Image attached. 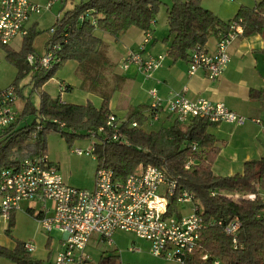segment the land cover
I'll list each match as a JSON object with an SVG mask.
<instances>
[{
	"label": "trees",
	"instance_id": "16d2710c",
	"mask_svg": "<svg viewBox=\"0 0 264 264\" xmlns=\"http://www.w3.org/2000/svg\"><path fill=\"white\" fill-rule=\"evenodd\" d=\"M201 1L173 0L168 9V36L164 43L170 45L168 55L174 62L189 61L194 50L206 49L213 31L218 28L227 31L229 28V23L205 9ZM160 5L159 0H82L56 19L57 32L49 41L63 43V40H68L61 52L62 64L49 73H34L36 86H44L67 62L75 61L83 67L95 54H99L100 39L95 36L96 30L114 37L133 27L149 30L151 22H156ZM87 11L97 19V26H93L89 18L80 22V17ZM240 19L244 35H264V0L254 8L241 6L233 21ZM33 33L34 28L20 51L7 49V59L18 68V79L30 70L27 57L34 53ZM109 107V98H105L98 109L92 103L62 104L60 99L53 100L43 93L39 107L31 112L38 116L32 125L17 128L15 124L0 134V170L16 166L25 158L46 153L48 133L59 134L70 144L77 138H89V131L106 126L111 114ZM147 111L150 112V108L141 106L130 113L121 127L126 143L101 141L96 145L97 169H110L117 179L123 180L142 166L154 165L170 177L177 178L180 187L195 193L207 223L218 220L226 226L234 221L240 222L236 245L233 238L224 232V227L211 225L205 229L198 250L188 264H215L217 261L220 264H264V200L234 202L222 195H211L214 191L257 193V184L264 189V160L247 162L242 174L218 176L212 166L219 156V149L215 137L208 133L210 122L195 118L182 125L174 121L168 128L148 132L143 128L149 119L145 115ZM132 122H136L138 127H131ZM39 126L41 131L38 132ZM35 132L37 139L31 144L29 142ZM108 135H111L110 131ZM194 143L198 144L199 152L194 151ZM16 153L25 157L16 159ZM191 159L198 163L187 171L185 166ZM175 206L173 202L172 211ZM13 226L10 223L8 235H11ZM203 256L208 259L203 261ZM0 257L15 264H44L34 260L22 242H18L13 250L0 247ZM98 264H122V261L117 253L104 252Z\"/></svg>",
	"mask_w": 264,
	"mask_h": 264
},
{
	"label": "built area",
	"instance_id": "2783aa9c",
	"mask_svg": "<svg viewBox=\"0 0 264 264\" xmlns=\"http://www.w3.org/2000/svg\"><path fill=\"white\" fill-rule=\"evenodd\" d=\"M56 1H49L46 6H42L31 0H0V43L9 46L17 38H28L32 31V19L52 9ZM88 18L93 26H97V19L91 16V11L82 15L80 22ZM155 26L156 22L152 21L151 28L145 31L144 43L138 50L129 53L121 66L123 70L135 66L141 73L150 76L163 66L165 54L144 57ZM50 32L52 38L57 26L54 25ZM243 34V21L235 20L229 23L228 30L222 34L214 52L204 48L194 50L188 61L189 76L204 70L210 80L220 78L232 61L230 47ZM67 42V39L63 43L49 41L44 55L29 54L27 64L30 70L44 74L57 68L62 64L61 52ZM15 93L14 87L0 90V134L18 121L19 115L14 108ZM149 94L153 102L148 120L152 123L160 121L164 114L175 118L182 125L189 124L195 118L205 119L212 124L239 126L248 121L225 104L206 98L191 100L184 92H173L164 101L158 97L156 89L150 90ZM124 123L110 114L106 126L89 131L91 147L86 151L76 149L74 153L95 157V147L101 141L126 143L121 133ZM60 126L64 127L63 124ZM131 127H138V124L132 122ZM37 131H41V126ZM109 131L111 135H108ZM36 139L37 132L32 134L29 143L34 144ZM193 149L200 151L197 143L193 144ZM197 163L191 159L185 169L191 171ZM256 186L257 193L214 191L211 195H222L234 202L256 201L258 198L264 200V189L258 184ZM33 201L41 202L44 206V215L38 218L40 228L48 234L57 231L64 236L55 264H88L92 258L87 249L93 238H97L96 247L104 245L114 249V236L118 232L133 234L147 242L150 253L156 258L188 264L198 250L202 232L209 226L224 227V232L233 238L235 245L241 228L238 221L226 226L218 220L207 223L195 193L180 187L177 178L170 177L154 165L142 166L123 180L117 179L112 170L99 168L92 190H80L67 185L59 166L46 153L25 158L16 166L0 170V221L9 222L12 213L22 209L23 202ZM47 202H51V207L46 206ZM173 202L176 206L172 211ZM184 205H191L190 214L185 215L179 210ZM24 247L30 254L36 251L32 242L24 243ZM130 251L138 250L131 248ZM207 259V256L202 258L203 261Z\"/></svg>",
	"mask_w": 264,
	"mask_h": 264
},
{
	"label": "crops",
	"instance_id": "0c3cea01",
	"mask_svg": "<svg viewBox=\"0 0 264 264\" xmlns=\"http://www.w3.org/2000/svg\"><path fill=\"white\" fill-rule=\"evenodd\" d=\"M61 2L66 3L63 0ZM257 3L259 2H256L250 8H254ZM170 7L167 8V30L158 35L156 31L158 19L156 16L153 38L147 44L146 51L144 52V57L146 58L160 54L166 55L164 64L160 69L156 70L150 76H146L135 66L130 67L128 70L121 68L129 53L138 50L144 43V30L133 27L127 32L122 33L119 37H114L108 33L96 30L95 36L100 39V45L98 47L99 54L104 53L103 56L106 59V64L108 61L110 66L117 64L116 69L114 71L109 69L110 74L107 75L110 78L112 91L108 97L98 95L99 98L97 100L99 103H95L90 99L91 93L88 91H85V96L89 97L87 101L84 99L82 102L80 97H76L73 94L74 96L70 95V102L62 100L60 95V102L62 104L74 105L92 103L99 109L104 99L109 98L111 114H114L122 122H126L130 113L138 107L145 106L150 108L153 99L149 91L152 89H156L158 97L164 101L173 92H184L185 96L191 100L206 98L213 102L223 103L230 110L246 117L248 121L242 126L227 123H211L208 128V133L215 137L217 141L216 147L219 149V156L214 162L212 169L216 175L223 177L242 174L247 162H260L264 160V35L252 34L247 36L243 34L240 36L230 47L232 57L230 65L217 80H210L207 72L204 70L198 71L194 76H189V62L185 60L174 62L168 55L170 45L164 43V39L168 36V9ZM207 9L213 12L210 8ZM238 11L235 13V16ZM218 14L221 20L226 18L225 10L221 9ZM235 16L228 21H222L228 24L233 21ZM37 24L38 21H34L31 28L35 30ZM224 32L226 30L219 28L213 31L206 44V50L214 52ZM47 47L48 45L46 46V51ZM67 63H70L71 75L70 85L66 86L67 88L65 90L70 91L72 94V86H79L81 84L75 78L76 74H79L81 66L75 61H69ZM117 83L119 85L116 86ZM119 87L120 89H118ZM145 115L148 117L149 111L145 112ZM252 120H260L261 122L258 124ZM174 121H176L175 118L164 114L160 121L157 122L161 124L159 129L151 131L157 132L162 127L168 128L172 126ZM70 186L72 187L71 178ZM94 187L95 183L93 184ZM51 205V202L46 203L47 207H51ZM43 208L44 206L41 202H23L22 209L13 212L9 222L0 221V247L10 250L15 249L17 244L8 235L10 223L14 225L11 234L14 227L16 229L17 225L24 223L30 226L31 234H33L31 238L34 241L37 240L40 234H46V248L44 250L46 254H49V250L52 251L53 248H57V252H59L64 236L57 231L48 234L40 228L38 218L44 215ZM55 233L57 235H54ZM123 234L124 232H118L115 236H123ZM115 236L114 249H117L119 242L116 241ZM92 241L95 243L97 238H93ZM31 256L34 260L41 261L44 264H53L42 258H34L33 253ZM0 264L15 263L7 258L0 257Z\"/></svg>",
	"mask_w": 264,
	"mask_h": 264
},
{
	"label": "rangeland",
	"instance_id": "374dc122",
	"mask_svg": "<svg viewBox=\"0 0 264 264\" xmlns=\"http://www.w3.org/2000/svg\"><path fill=\"white\" fill-rule=\"evenodd\" d=\"M32 1H36L42 6H46L49 1L54 0ZM65 1L66 3L61 2V0L56 1L52 9L48 11L46 10L41 16L32 19V22L38 21V24L35 26V33L32 35L35 54L44 55L46 53V46L48 45V41L51 39L50 29L55 25L56 19L64 15L70 9L74 8L75 5L81 3L82 0ZM159 1L161 5L156 15L158 19V25L156 28L158 35L167 30V8L173 4V0ZM260 1L261 0H202L201 4L206 9L210 8L220 20L221 18L218 16V12L221 9L225 10L226 18L222 20L228 21L235 16V13L241 6L250 8L254 6L256 2ZM23 42V39L17 38L7 47L0 43V90L14 87L16 91L17 88V92L15 93L16 104L14 107L15 111L19 115L16 123L17 128L32 125L34 121L38 119V116L32 114L31 112L35 108L39 107L41 95L43 93H47L53 100L59 99L61 95V99L67 102H70V95L74 94L76 97H80L83 102L84 99L87 101L89 98L85 96V91H88L91 93L90 99L95 103H99L97 99L100 95L108 97L109 93H111L110 78H108L107 75L110 74L109 69L111 71L116 69L117 64H112L110 66L108 61V67L106 59L103 56V52L95 54L88 64L81 67L79 74H76L75 76L81 84L79 86H72V94L70 91H64V88H67L66 86L70 85V63H66L62 67L58 68L53 78L44 86H36V80L34 79L35 74L32 70L27 71L18 79V68L7 59V49L20 51L23 46ZM72 77L74 78V76ZM119 83H117L116 86L119 85ZM61 85H63V90H61ZM118 89H120V87ZM25 111L26 113L24 114ZM146 124L144 126L146 131L157 130L161 125L157 122L152 123L149 120ZM91 143L92 141L90 138H77L70 144L59 134L48 133L46 136L47 156L52 162L59 166L60 172L66 180V184L69 186L71 178L73 188L80 190H92L93 188L98 168L96 156L87 157L84 155L80 157L74 153L76 149H82L83 151L88 150L91 147ZM14 157L16 159H23L25 156L22 153H16ZM179 210L183 214L188 215L192 212V207L191 205H184L180 206ZM31 233L30 226L21 223L17 225L16 229L14 227L13 232L9 235V237L16 244L20 241L33 242L34 240L31 238V235L33 234ZM45 235L40 234V236L37 237V240L33 242L37 249V251L33 253V257L36 259L42 258L55 264V259L58 253L57 248H53L52 251L47 249L49 250V254L45 253ZM54 235L57 234L55 233ZM115 238L116 241L119 242L117 249H111L104 245L96 247L95 243L91 241L87 251L91 255L92 260L88 264H98L104 252L117 253L121 257L122 264H177L173 261H167L154 257L149 251L150 246H148V244L144 241L136 238L133 234L124 233L123 236L116 235ZM131 248H135L138 251L132 252L130 251Z\"/></svg>",
	"mask_w": 264,
	"mask_h": 264
}]
</instances>
